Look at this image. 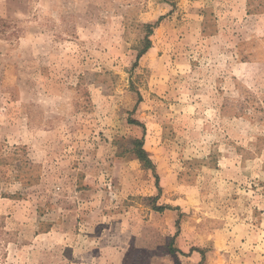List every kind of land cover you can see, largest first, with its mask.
I'll use <instances>...</instances> for the list:
<instances>
[{
    "label": "rangeland",
    "instance_id": "374dc122",
    "mask_svg": "<svg viewBox=\"0 0 264 264\" xmlns=\"http://www.w3.org/2000/svg\"><path fill=\"white\" fill-rule=\"evenodd\" d=\"M0 264H264V0H0Z\"/></svg>",
    "mask_w": 264,
    "mask_h": 264
},
{
    "label": "trees",
    "instance_id": "16d2710c",
    "mask_svg": "<svg viewBox=\"0 0 264 264\" xmlns=\"http://www.w3.org/2000/svg\"><path fill=\"white\" fill-rule=\"evenodd\" d=\"M160 20L158 22H156L154 25H147L146 26V30H147V34L146 37L144 39V49L139 52L138 57H142L148 50L151 49L152 47V43L150 41V36L153 33L154 27H156L159 24ZM133 124L138 125V126H142L144 128V126L141 123H138L137 121H133ZM131 152L136 156V158L141 162V164L149 170H153L155 171V165L153 164L152 160L150 159V156L148 154V152L144 149V143H143V139H136L131 141ZM157 177V175H156ZM158 180V177H157ZM157 199V198H155ZM154 199V201H155ZM155 211L157 212H163L165 210L171 209V207L168 206H162V207H154ZM177 209V208H176Z\"/></svg>",
    "mask_w": 264,
    "mask_h": 264
}]
</instances>
